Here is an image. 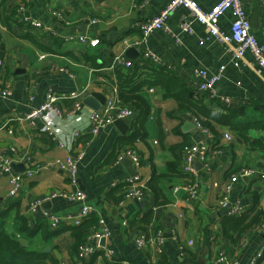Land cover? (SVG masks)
<instances>
[{"label":"crops","instance_id":"obj_1","mask_svg":"<svg viewBox=\"0 0 264 264\" xmlns=\"http://www.w3.org/2000/svg\"><path fill=\"white\" fill-rule=\"evenodd\" d=\"M169 1L0 0V125L6 123L8 128H0V155L11 161L14 175L40 167L37 174L25 177L13 198L7 196L9 176L0 173V211L9 208L6 230L18 233V241H26L25 245L19 241L22 246L45 254L44 264H117L121 260L127 264H231L249 262L263 252L264 70L258 68L249 51L235 65L231 48L211 40L202 41L206 32L199 22L192 23L191 34L182 31L180 19L188 14L182 7L168 17L169 32L154 30L143 41L141 24L157 16ZM195 1L204 11L217 2ZM242 8L252 35L264 46V4L261 0H242ZM25 18L39 22L40 26L26 24ZM231 21V11L219 19V27L226 34L230 33ZM79 36L96 38L99 44L89 47L77 40ZM129 48L133 50L128 51ZM146 50L162 63L156 72L144 69L132 75L127 68H110L115 56L140 63ZM197 69L210 75L221 73L214 86V97L206 91L194 98L203 82L201 77L193 76ZM7 89L10 95L2 96L1 92ZM50 89L57 93L85 91L84 109L67 120L48 112L33 125L14 119L44 104ZM129 93L143 98L148 112L141 114L131 101L124 102ZM89 96L92 100L85 104ZM113 98L134 111L131 119L123 120L126 132L113 124L91 135L89 111L104 107ZM71 103L67 98L61 107L68 108ZM200 106L222 115L233 111L235 118L251 124L246 132L248 142L227 125L214 121L212 129L204 125ZM139 118H145L142 123L146 136L126 145L122 138L134 132ZM197 120L211 136L197 129ZM45 125L53 127L55 140L42 130ZM75 132L80 135L76 137ZM225 134L231 136L229 141L223 138ZM197 143L212 146L213 151L208 154L206 165L194 162L200 178L199 196L188 200L182 189L173 188L184 179L181 148ZM215 144L218 147H213ZM128 150L139 156V165L126 155ZM80 153L82 159L73 187L55 162ZM124 159L129 162L123 164ZM130 163L134 176H130ZM46 164L49 165L43 168ZM171 164L173 170L169 168ZM243 168L254 173L234 185L230 202H238L243 210L241 215L248 219L263 215H259L260 221L237 234L224 229L223 219L231 215L218 208L216 202L229 176ZM154 174L157 195L147 186ZM132 188H141L143 196L126 197ZM75 190L86 195L92 213L109 230L99 249L95 240L89 242L94 250L87 259L79 257L78 246L97 229L98 222L74 248L69 228L86 220L78 218L77 223L74 220L81 204L62 195L52 196V193L68 195ZM37 198L44 201L31 211L29 204ZM17 214L26 219L29 237L17 231L14 220ZM45 214L60 221L67 216L71 219L52 228ZM146 214L147 225L139 222ZM159 230L163 233L160 248L151 242ZM143 234L149 239L148 244L138 248L136 239ZM106 250L112 252L110 258ZM220 253L225 262L217 261ZM257 264H264V252Z\"/></svg>","mask_w":264,"mask_h":264},{"label":"built area","instance_id":"obj_2","mask_svg":"<svg viewBox=\"0 0 264 264\" xmlns=\"http://www.w3.org/2000/svg\"><path fill=\"white\" fill-rule=\"evenodd\" d=\"M261 1L264 4V0ZM180 7L185 8L188 11V14L180 19L179 25L182 31L191 34L193 32V28L191 26L192 23L199 22L204 26L206 32V36L202 39V41L211 40L212 42H216L220 45L228 46L229 48H231L233 57L236 59L235 65H238V61L242 60L244 58V54L249 51L253 56L254 62L258 66V68L264 70V46L259 45L255 37L251 33L250 22L242 8V0H217L215 5L212 6L209 11L202 10L195 0H170L169 3L160 11L157 16L141 24L140 32L142 34L143 41L146 40V38H148L154 30H164L165 32H169L167 19L172 13L175 12L176 9ZM227 11H231L232 13V21L230 24L229 34L223 32L219 27V19ZM24 21L26 24H30L34 28L40 26L39 22L31 21L29 20V18H25ZM77 40L82 44L88 43L89 47H95L99 44L98 39L88 38L87 36H79L77 37ZM178 41V38H176V42ZM161 65L162 63L158 60L155 54L146 50L141 55L140 63L124 59L121 56H115L113 59V65H111L110 68H127L132 70L133 75L139 70H158ZM193 76L201 77L203 79V82L198 85L197 91L194 92V98L197 99L198 93L206 91L211 92V96L214 97V86L220 80L221 73L218 72L210 75L203 69H197L193 72ZM149 91L152 92L153 89L150 88ZM1 95L7 97L8 95H10V90H3L1 92ZM83 95H85V91L57 93L53 89H50L46 94V101L44 104L22 115V118L14 119L24 120L28 124L33 125L34 121L37 118H41L48 112H54L62 119L65 118L67 120L68 118L75 116L84 109V105L82 103ZM67 98H70L72 100V103L70 107L63 109L61 107V103ZM133 115L134 111L131 107L120 104L118 98L110 99L105 103L104 107L100 109H91L89 111L88 132L91 135H97L100 131L109 126H112L116 120L131 119ZM196 127L200 132L210 135L209 131L198 120L196 121ZM0 128L8 129L6 123H2L0 125ZM42 130L51 139L55 140V131L52 126L45 125ZM8 131L11 133V130ZM74 134L76 137L80 135V133L78 132H75ZM223 138L229 141L231 139V136L229 134H225ZM211 147L205 145L204 143H197L192 145H184L181 148V170L184 179L183 183L175 186L173 190L177 191L179 188L182 189L188 200H196L199 196V172L194 168L193 164L195 161H200L202 164L205 163L206 165L208 154L213 151ZM213 147L216 148L218 146L215 144ZM125 153L127 156L132 158L135 165H139V156L134 154V152L131 150H128ZM81 159L82 153L77 154L76 156H68L65 159L55 162V167L58 168L68 178L70 184L73 187H75L76 185L77 167L78 162ZM120 159L121 158H118V160ZM48 165L49 164H46L43 168H46ZM39 169L40 167L29 168L22 175H14L11 172V161L7 157L0 155V173L7 174L9 176V190L7 196L11 198L16 197L25 177L29 178L34 176L35 174H37ZM253 173L254 171L252 169L243 168L236 173L231 174L228 178V181H226L221 188L219 197L216 202L217 207L222 209L228 215H241L243 211L242 206L238 202L232 204L230 202V196L233 191L234 185L244 177L249 176ZM131 180L135 179H130V181ZM56 195H62L64 196V198H67L72 202H78L79 204H81L80 210L76 218H74L75 223L78 222V218L85 219L90 214H92L93 209L86 203V195L82 191L75 190L73 191V193H70L68 195L52 193V196L55 197ZM142 196L143 192L141 188H132L126 194V197L128 198L140 199ZM43 201L44 198L33 199L29 204V209L31 211H35V209L39 207ZM47 217L51 221L52 228H57V226H59L61 222H68V220L71 219L70 216H67L61 221L58 218L50 215ZM98 224L99 225L97 229L93 230L91 232L92 234L78 246V255L81 259L90 258V255L93 253L94 248L89 244L91 240L96 241L97 249H99L102 246L101 241L107 238V236L109 235V230L104 225V222L101 219H98ZM148 240L149 239L144 234L139 236L136 239L138 248H144L146 244H148ZM151 242L153 244H156L157 247L160 248L163 244L162 231H157L155 236L152 237ZM262 248L264 252V244ZM263 252L257 254L249 262H233L231 264H257V261L261 257ZM105 254L110 258L112 252L106 250ZM217 261L225 262L223 253L219 254ZM117 264H127V261L121 260Z\"/></svg>","mask_w":264,"mask_h":264},{"label":"trees","instance_id":"obj_3","mask_svg":"<svg viewBox=\"0 0 264 264\" xmlns=\"http://www.w3.org/2000/svg\"><path fill=\"white\" fill-rule=\"evenodd\" d=\"M95 59H92V64ZM95 66V64H93ZM151 71H155L154 69H151ZM154 73V72H152ZM153 76L160 77V74L154 73ZM154 81L160 82V79L154 78ZM163 84L166 85L165 80H161ZM180 89V86L177 85ZM131 101L134 106H136L141 114L148 112L149 108L147 105V102L141 98L140 96H135L132 93H129L125 95L124 102ZM198 103V102H196ZM200 114L202 115L204 120V125L210 127L211 121H214L216 123L224 124L229 126L232 130L235 131V133L241 137L245 142H248L247 137V130L251 127V124H246L247 122L243 120H238V118H235L234 112L230 111L229 114L222 115L217 114L212 110L207 109L204 106L198 107ZM247 116H245L246 118ZM140 124H138L137 127H135L134 132H132L129 136H124L122 138V142L127 144H133L137 140H143L146 136V130L143 126V121L145 118H139ZM261 127L264 128V124L261 125ZM170 170H173L174 164L170 165ZM157 176L154 174L152 176V179L148 182L147 186L152 189L154 193L157 195V188L153 185L156 181ZM13 207H16L15 205ZM12 207V208H13ZM9 208L7 210L0 211V264H44L43 261L45 259V254L38 253L36 251L30 250L24 246L21 245V243L18 241V238L16 237V234L9 233L5 228V221L8 219L7 213H9ZM259 215L263 214H256L252 218L249 219L245 215L240 216H225L222 222V225L224 226V229L228 231H234L240 233L242 230L254 225L258 221H260ZM90 216V217H89ZM86 218V220L83 221L81 225L78 227H70V231L72 236L74 237L75 246L83 241L84 235L87 233L89 228H93L97 225L98 218H96L95 214L92 213ZM264 218V215L262 216ZM262 218V219H263ZM261 219V220H262ZM14 220L17 222L16 229L19 233L23 234L24 236H30L29 228L27 225V221L25 218H23L20 215H16L14 217ZM135 219L132 220V225H135ZM139 222H143L145 225L149 223V215H143ZM51 235H54L50 232Z\"/></svg>","mask_w":264,"mask_h":264},{"label":"water","instance_id":"obj_4","mask_svg":"<svg viewBox=\"0 0 264 264\" xmlns=\"http://www.w3.org/2000/svg\"><path fill=\"white\" fill-rule=\"evenodd\" d=\"M131 49H132V48H129V49H127V50L130 51ZM132 50H133V49H132ZM91 100H92V97L89 96V97H87V98L84 100V103L87 104V103H89ZM97 108H98V107H97ZM114 124H115V126L119 125V126L122 127V130H121L122 133H125V132H126V130H127V126L124 124V121H123V120H116V121L114 122ZM128 162H129V161H128L127 159H124L123 164H127ZM130 167H131L130 176H134V175H135V171H134V168L132 167V164H131V163H130ZM19 241H20L23 245L26 244V241H24V240H22V239H19ZM46 250H47V251H50V248H47ZM55 254H56L57 257H59L58 253L55 252Z\"/></svg>","mask_w":264,"mask_h":264}]
</instances>
